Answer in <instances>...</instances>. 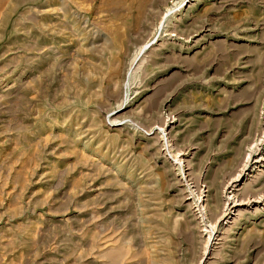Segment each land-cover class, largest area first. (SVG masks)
Masks as SVG:
<instances>
[{
    "label": "rangeland",
    "instance_id": "rangeland-1",
    "mask_svg": "<svg viewBox=\"0 0 264 264\" xmlns=\"http://www.w3.org/2000/svg\"><path fill=\"white\" fill-rule=\"evenodd\" d=\"M0 264H264V0H0Z\"/></svg>",
    "mask_w": 264,
    "mask_h": 264
},
{
    "label": "bare ground",
    "instance_id": "bare-ground-1",
    "mask_svg": "<svg viewBox=\"0 0 264 264\" xmlns=\"http://www.w3.org/2000/svg\"><path fill=\"white\" fill-rule=\"evenodd\" d=\"M112 255V254H111Z\"/></svg>",
    "mask_w": 264,
    "mask_h": 264
}]
</instances>
